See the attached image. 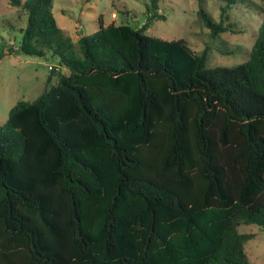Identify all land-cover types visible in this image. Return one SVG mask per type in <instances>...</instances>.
Here are the masks:
<instances>
[{
	"label": "trees",
	"instance_id": "obj_1",
	"mask_svg": "<svg viewBox=\"0 0 264 264\" xmlns=\"http://www.w3.org/2000/svg\"><path fill=\"white\" fill-rule=\"evenodd\" d=\"M204 1L213 38L234 30L235 5L263 13L247 61L208 67V48L148 22L101 20L75 41L53 0H7L27 18L21 52L57 65L0 126V264H251L240 227H264V4L221 0L218 20Z\"/></svg>",
	"mask_w": 264,
	"mask_h": 264
},
{
	"label": "rangeland",
	"instance_id": "obj_2",
	"mask_svg": "<svg viewBox=\"0 0 264 264\" xmlns=\"http://www.w3.org/2000/svg\"><path fill=\"white\" fill-rule=\"evenodd\" d=\"M53 0V12L65 33L75 41L83 34L98 30L100 21L138 23L148 22L147 33L166 40L183 38L198 54L208 48L207 66L231 67L247 61L256 40L263 13L249 4L235 5L229 12L233 29L211 37L210 30L197 16L199 0H161L159 14L165 18L150 19L147 11L150 0ZM264 4V0H250ZM221 0H205L206 8L220 19ZM260 9V8H259ZM26 15L19 18L18 10L7 0H0V126L8 119L9 111L19 100H34L46 88L50 67L57 62L27 55L19 49L21 28L26 26ZM68 72L67 69H63ZM56 75L51 83L57 82ZM243 232L254 233L246 244L251 264H264V227L243 225Z\"/></svg>",
	"mask_w": 264,
	"mask_h": 264
}]
</instances>
